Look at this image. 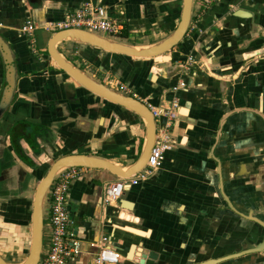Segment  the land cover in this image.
Here are the masks:
<instances>
[{
	"label": "crops",
	"instance_id": "1",
	"mask_svg": "<svg viewBox=\"0 0 264 264\" xmlns=\"http://www.w3.org/2000/svg\"><path fill=\"white\" fill-rule=\"evenodd\" d=\"M182 2L0 0V33L19 70L14 102L0 118V255L9 263L28 255L35 191L57 158L85 153L126 168L146 138L140 116L90 92L50 57L55 23L87 7L124 22L127 37L105 36H150L152 45L175 30ZM28 17L36 51L19 30ZM77 44L80 61L63 54L68 60L94 77L112 76L116 90L150 107L176 100L177 116L161 167L117 201L104 203L116 179L108 170L87 169L73 181L68 208L80 252L68 264H95L104 246L122 255L119 264H264V0H194L181 42L149 67L134 58L123 65L132 68L127 80L105 68L113 55ZM4 81L0 57V95ZM19 120L38 126L37 147L21 143L33 164L8 133ZM168 120L159 117L157 128Z\"/></svg>",
	"mask_w": 264,
	"mask_h": 264
},
{
	"label": "water",
	"instance_id": "2",
	"mask_svg": "<svg viewBox=\"0 0 264 264\" xmlns=\"http://www.w3.org/2000/svg\"><path fill=\"white\" fill-rule=\"evenodd\" d=\"M180 21L175 30L159 43L137 49V46L126 44L103 34L84 28L71 27L57 30L49 39L47 51L58 67L69 74L81 86L107 101L120 105L140 116L146 125V138L139 158L129 167H123L111 160L85 153H71L57 158L47 173L41 178L32 202V236L27 257L17 264H38L43 249L44 201L46 194L57 173L66 167L80 166L88 169H105L116 178H128L144 169L148 163L157 133V121L151 107L141 99L121 91L114 90L99 82L81 67L68 60L58 49V44L69 39L86 43L102 51L126 55L131 58H155L170 52L186 35L193 14L194 0H183ZM139 48V47H138ZM144 48V47H142ZM0 57L5 71L4 86L0 95V118L12 106L18 87L19 70L17 55L11 43L0 33ZM0 264H11L0 255ZM112 264V263H109Z\"/></svg>",
	"mask_w": 264,
	"mask_h": 264
},
{
	"label": "built area",
	"instance_id": "3",
	"mask_svg": "<svg viewBox=\"0 0 264 264\" xmlns=\"http://www.w3.org/2000/svg\"><path fill=\"white\" fill-rule=\"evenodd\" d=\"M71 27L84 28L99 34L118 37L122 35L125 24L119 18L98 17L89 8L81 7L67 14L64 19L57 21L54 30ZM35 29L36 25L30 17L25 19L19 28L20 33L26 37L34 51L37 50ZM185 86V82L181 81L179 83V87ZM122 87L125 90L127 89L124 86ZM177 88L178 86L174 87V89ZM176 108V100L171 108L151 107L156 121L161 116H166L169 120L163 127L157 128L156 140L146 167L131 177H118L106 185L104 192L105 204L117 201L122 196L125 188L136 185L141 180H146L161 167L164 153L171 149L174 144L170 132V120L177 116ZM87 169L80 166L66 167L55 176L44 201L43 249L38 264H68L70 260L78 256L80 241L72 226L68 208V193L73 181L81 177ZM104 240L107 241V237ZM121 259L122 255L120 253L109 246H104L98 254L95 264H119Z\"/></svg>",
	"mask_w": 264,
	"mask_h": 264
},
{
	"label": "rangeland",
	"instance_id": "4",
	"mask_svg": "<svg viewBox=\"0 0 264 264\" xmlns=\"http://www.w3.org/2000/svg\"><path fill=\"white\" fill-rule=\"evenodd\" d=\"M118 40H121L122 42H124L126 44H129V45H132V46H137L139 48H142V47L146 48L147 46L150 45V42H149L150 36L137 35V36H135V37H133L131 39H127V40L126 39H118ZM77 43H81V42L69 39L67 41H64L63 44H60L59 45V49L61 50L62 54H67L68 56L74 58L73 60H79L80 61V55L78 54L79 48H78V44ZM81 44H86V43H81ZM103 52L104 53H109V52H106V51H103ZM131 59L133 60V58H131ZM134 59H137L138 61L144 62V63L145 62H148V63L151 62V64L153 63V60H152L153 58H141V59L134 58ZM81 64L83 66L81 68L83 70H85V64L83 62H81ZM88 74H91V73L88 72ZM91 76L94 79L98 80L99 82H102V83L108 85L109 87L113 86L114 90H116L115 89L116 86L112 82V80H114L112 78V76H107V74H105L103 72L102 73H97L96 77H94L93 75H91Z\"/></svg>",
	"mask_w": 264,
	"mask_h": 264
},
{
	"label": "flooded vegetation",
	"instance_id": "5",
	"mask_svg": "<svg viewBox=\"0 0 264 264\" xmlns=\"http://www.w3.org/2000/svg\"><path fill=\"white\" fill-rule=\"evenodd\" d=\"M31 124V126H29ZM34 123L28 122V121H17L14 123L13 127L10 128L9 130V135L11 136L12 141L17 143L21 149H22V154L24 153L25 156L27 157V161L29 160L32 162L31 158L26 154L23 146H22V141L28 143L30 147H37L39 143V138L40 134L37 133L38 131V126L34 127ZM42 141V140H41ZM36 144V145H34ZM32 162L31 164H33ZM36 165V164H35Z\"/></svg>",
	"mask_w": 264,
	"mask_h": 264
},
{
	"label": "trees",
	"instance_id": "6",
	"mask_svg": "<svg viewBox=\"0 0 264 264\" xmlns=\"http://www.w3.org/2000/svg\"><path fill=\"white\" fill-rule=\"evenodd\" d=\"M127 36H128L127 35V32H125L124 35H122V37H127ZM93 49H95L96 51L101 50V49L96 48V47L93 48ZM111 54L114 57V61L111 64L107 62L105 64V68H107L109 71H112L113 74H119V72L122 71V74H121L122 79L127 80V78H128V72L130 73V71H131L132 68H128V69L126 67L123 68V65L124 66H128V65L133 66L132 63H131L132 62L131 57L126 56V55H121V54H115V53H111ZM137 62H140V61H137ZM96 63H98L97 60H96ZM150 64H151V62H149V63L148 62H145V65H147L148 67H149ZM12 143H13V145H14L17 153L20 155V157L21 158H25L27 160V157L25 156V154L24 153L22 154L23 151H22L21 147L16 142L14 143L12 141Z\"/></svg>",
	"mask_w": 264,
	"mask_h": 264
},
{
	"label": "bare ground",
	"instance_id": "7",
	"mask_svg": "<svg viewBox=\"0 0 264 264\" xmlns=\"http://www.w3.org/2000/svg\"><path fill=\"white\" fill-rule=\"evenodd\" d=\"M137 49L141 50V49H145V48H141V49H140V48L137 47Z\"/></svg>",
	"mask_w": 264,
	"mask_h": 264
}]
</instances>
